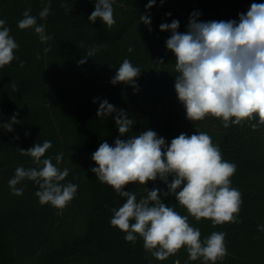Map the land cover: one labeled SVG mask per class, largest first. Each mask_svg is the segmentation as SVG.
<instances>
[{
	"label": "trees",
	"instance_id": "obj_1",
	"mask_svg": "<svg viewBox=\"0 0 264 264\" xmlns=\"http://www.w3.org/2000/svg\"><path fill=\"white\" fill-rule=\"evenodd\" d=\"M147 3L114 0L116 24L109 29L100 19L88 20L95 0H50L44 20L39 13L49 0H0V19L19 45L15 59L0 68V125L9 123L14 114L20 121L11 132L0 127V264H203L202 259L191 261L186 248L159 261L144 249L142 238L127 242L125 233L110 224L112 209L118 210L126 198L96 178L90 170L96 166L91 156L104 141L114 145L118 137L126 139L147 130L155 131L166 144L181 133L190 136L199 131L212 137L223 159L236 165L231 186L242 194L241 222L214 226L208 219L196 221L189 215V223L199 229L201 240L213 232L226 233L229 254L217 264H264V232L258 231V225H264V127L253 130L245 122L225 128L211 116L188 120L174 87L175 57L170 70L164 65L158 70L153 66L155 46L147 47L139 38L147 28L141 15L149 16L157 27L177 20L178 31L184 33L194 12L203 22L238 21L252 3L264 0H156L146 10ZM29 8L51 40L42 43L34 29L18 28ZM163 32L171 36L170 31ZM93 47H98L95 55L80 64ZM125 59L141 69L135 81L140 99L132 97L133 86L110 82ZM105 99L117 103L114 107L133 120L125 136H120L112 115L97 117ZM46 140L52 147L41 159L52 158L55 165V157L62 153L56 166L67 168L69 175L61 183L78 185L75 197L63 209L41 205L35 195L39 186L33 181L16 186L24 189L21 196L13 195L9 187L17 167H38L20 149ZM146 187L167 191L159 179L146 186L130 184L126 190L139 200L147 195ZM161 198L188 215L174 195Z\"/></svg>",
	"mask_w": 264,
	"mask_h": 264
},
{
	"label": "clouds",
	"instance_id": "obj_2",
	"mask_svg": "<svg viewBox=\"0 0 264 264\" xmlns=\"http://www.w3.org/2000/svg\"><path fill=\"white\" fill-rule=\"evenodd\" d=\"M113 3L114 0H95L89 22L100 19L111 29L116 24ZM155 3L156 0H148L146 10ZM49 12L50 0L40 11L39 18L44 20ZM30 13V8L23 12L18 28L34 29L42 43L51 40L53 37L46 34L44 24H38ZM198 15L195 12L191 15L184 33L178 31L177 20L160 25L161 31L171 32L166 48L175 57L174 87L187 119L196 122L211 116L221 120L225 128L245 122L253 130L264 127V3H252L246 13L239 14L238 21L203 22L198 20ZM140 20L151 25L147 15H141ZM5 25L6 21L0 19V68L15 59L14 50L19 47ZM96 51L98 47L88 50L79 63H86ZM23 66L21 62L20 67ZM140 74L141 69L125 59L110 82L129 84L138 90L135 81ZM113 113L123 137L129 133L133 120L106 99L99 104L97 117ZM17 123L20 121L14 114L9 123L0 127L11 132L13 124ZM51 147V141L46 140L43 144L20 149L21 154L31 157L38 167H17L9 187L13 195L21 196L24 189L16 186L25 180L33 181L39 186L35 195L41 205L63 209L75 197L78 185L61 183L69 175L67 168L61 170L56 166L63 159L62 153L55 157V165L52 158L41 159ZM91 159L96 166L90 170L96 178L126 198L118 210L112 209L114 215L110 220L112 226L125 233V241L135 243L138 237L142 238L144 249L159 261L182 248L187 249L191 261L202 259L203 264H217L229 254L226 233L213 232L201 240V232L188 218L190 215L196 221L208 219L214 226L241 222L238 216L242 194L231 186L236 165L223 159L208 133L198 131L190 136L181 133L166 144L155 131L147 130L126 139L118 137L114 145L102 142ZM158 179L166 185L167 191L146 187L147 195L138 200L134 192L126 190L130 184L146 186ZM170 195L175 196L188 215H181L163 202L161 197ZM258 231L264 232V225H258Z\"/></svg>",
	"mask_w": 264,
	"mask_h": 264
},
{
	"label": "rangeland",
	"instance_id": "obj_3",
	"mask_svg": "<svg viewBox=\"0 0 264 264\" xmlns=\"http://www.w3.org/2000/svg\"><path fill=\"white\" fill-rule=\"evenodd\" d=\"M147 28L143 34L139 36L141 39V43L146 44L147 47L150 45H154L155 48V62H153V66L159 70V68L164 65L165 68L168 70L172 67L173 62V53L166 48V40L169 38L163 31L160 30V27H157L155 22L151 20V25H145ZM151 29V30H150ZM159 60H163V63H158ZM132 86V85H130ZM134 99H140L141 90L138 88L133 89V92L131 93ZM115 103L114 105H116ZM113 105V106H114ZM167 106V103H166ZM115 115V113L112 114V117ZM132 129V128H130Z\"/></svg>",
	"mask_w": 264,
	"mask_h": 264
}]
</instances>
